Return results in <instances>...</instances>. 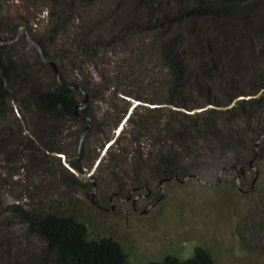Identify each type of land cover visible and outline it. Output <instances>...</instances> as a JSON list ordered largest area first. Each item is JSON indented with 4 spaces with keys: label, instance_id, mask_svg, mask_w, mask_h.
Here are the masks:
<instances>
[{
    "label": "rangeland",
    "instance_id": "rangeland-1",
    "mask_svg": "<svg viewBox=\"0 0 264 264\" xmlns=\"http://www.w3.org/2000/svg\"><path fill=\"white\" fill-rule=\"evenodd\" d=\"M236 2L237 52L217 69L219 0H0V264L51 262L30 226L48 215L118 242L129 264L198 247L215 264H264V0ZM61 88L74 115L43 105ZM238 102L243 134L220 150L205 122L226 130L218 112ZM140 187L138 212L116 198Z\"/></svg>",
    "mask_w": 264,
    "mask_h": 264
},
{
    "label": "trees",
    "instance_id": "trees-1",
    "mask_svg": "<svg viewBox=\"0 0 264 264\" xmlns=\"http://www.w3.org/2000/svg\"><path fill=\"white\" fill-rule=\"evenodd\" d=\"M219 7L212 12V19L215 21L217 37L225 46L224 51L218 54V59L215 60L216 68L221 65V62H234V57L225 59L231 52H237L238 31L236 32V22L233 21V12H236L234 5L236 0H219ZM234 3V4H232ZM233 6V7H232ZM237 6V4H236ZM246 37V35L244 34ZM219 41V42H220ZM233 46V48H232ZM165 57L170 60L175 70L174 76L177 81L183 80L184 74L187 73L186 65L179 59L177 54L166 50ZM223 64V63H222ZM218 69V68H217ZM232 80V79H231ZM3 87L2 79H0V89ZM72 93L67 88H61L59 92H48L41 100L43 105L48 109H53L57 104H62L65 111L74 115L76 102ZM237 96L229 98L227 103L214 102L211 105L216 107H226L229 102H232ZM250 104L255 101L248 102ZM258 102H256L257 104ZM247 103L238 102L233 108L218 113H228L227 117L218 118L223 125L222 128L228 127L226 130H219V124H210L206 121V127L202 138L207 141H215L220 150L226 146L233 144L235 140L240 139L243 131L237 133L230 124L235 123V120H243L248 118ZM253 107V105H252ZM257 109L260 105L256 106ZM213 125V126H212ZM225 126V127H224ZM235 130V129H234ZM219 132V133H217ZM264 136V132L259 133L258 137ZM241 172V171H240ZM31 229L46 242L48 253H52L54 258L47 263L44 259L40 264H129L128 255L125 253L121 245L110 238H103L99 241L91 240L88 235L86 226L75 220L73 217L48 215L42 220L31 221ZM147 264H215L211 254L203 247H198L194 251V255L187 260H180L174 256H166L163 260L152 261Z\"/></svg>",
    "mask_w": 264,
    "mask_h": 264
},
{
    "label": "water",
    "instance_id": "water-1",
    "mask_svg": "<svg viewBox=\"0 0 264 264\" xmlns=\"http://www.w3.org/2000/svg\"><path fill=\"white\" fill-rule=\"evenodd\" d=\"M50 64H51V66H53V69L55 70L56 76L59 77V76H58L59 74H58V72H57L56 66H55L54 64H52V63H50ZM87 97H88V96L86 95V98H87ZM85 131H86V132L88 131V127H87V129H86ZM86 132L84 133V135H83V137H82V139H81L80 147H79V148H81V143H82V140H83V138H84ZM258 145H259V141L256 142L255 146L257 147ZM79 151H80V149H79ZM78 156H79V155H78ZM252 163H253V160L250 162V167H251L252 169H254L255 172L257 173L256 169L252 166ZM227 169H228V168H223V169L220 171V176H219V180H218L217 183L220 182V180H221V178H222V173H223L224 171H226ZM243 174H244V173H243V171L241 170V176H242ZM191 177H192V176H191ZM193 177L196 178L197 180H199L201 183H203V184H205V185H211V184H212V183H209V182H204L201 178H199V177H197V176H193ZM173 179L179 181V177H178V176L169 177V178H166V179L162 180V181H161V185L164 183V181H171V180H173ZM255 180H256V179H255ZM183 182H184V181H183ZM254 182H255V181H254ZM254 182H253V185H254ZM238 189H239V191H242V188H241V187H238ZM95 196H96V187H95V184H93L91 202L94 203L95 205H97V203L95 202ZM145 212H146V211H145Z\"/></svg>",
    "mask_w": 264,
    "mask_h": 264
},
{
    "label": "flooded vegetation",
    "instance_id": "flooded-vegetation-1",
    "mask_svg": "<svg viewBox=\"0 0 264 264\" xmlns=\"http://www.w3.org/2000/svg\"><path fill=\"white\" fill-rule=\"evenodd\" d=\"M138 189V190H137ZM140 189V190H139ZM145 191L144 188H135V189H132L130 192H129V195L126 199H123L120 194H117L116 198L120 201H125L126 203H131L132 207H133V210L134 212H138L137 211V202H139L140 200L142 199H148L149 197H151V193L150 195L147 196V194H142L140 192H143ZM110 202H112V198L110 199ZM97 203V202H96ZM95 205V204H94ZM98 208H101L100 205H96ZM151 207V206H150Z\"/></svg>",
    "mask_w": 264,
    "mask_h": 264
},
{
    "label": "clouds",
    "instance_id": "clouds-1",
    "mask_svg": "<svg viewBox=\"0 0 264 264\" xmlns=\"http://www.w3.org/2000/svg\"><path fill=\"white\" fill-rule=\"evenodd\" d=\"M96 197V196H95ZM96 202V201H95Z\"/></svg>",
    "mask_w": 264,
    "mask_h": 264
}]
</instances>
